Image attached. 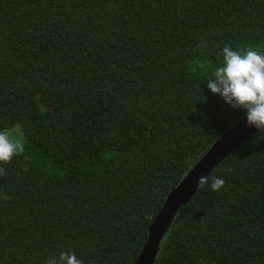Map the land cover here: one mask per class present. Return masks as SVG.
Wrapping results in <instances>:
<instances>
[{
  "label": "trees",
  "instance_id": "1",
  "mask_svg": "<svg viewBox=\"0 0 264 264\" xmlns=\"http://www.w3.org/2000/svg\"><path fill=\"white\" fill-rule=\"evenodd\" d=\"M226 45L264 52V0H0V130L25 147L0 164V264H133L170 190L246 115L207 88ZM208 177L153 264H264V131Z\"/></svg>",
  "mask_w": 264,
  "mask_h": 264
},
{
  "label": "clouds",
  "instance_id": "2",
  "mask_svg": "<svg viewBox=\"0 0 264 264\" xmlns=\"http://www.w3.org/2000/svg\"><path fill=\"white\" fill-rule=\"evenodd\" d=\"M198 47L203 50L207 42H202ZM221 55V63L207 79V88L212 94L221 96L232 108L246 110L248 126L264 131V52L251 46L244 50H233L226 45ZM24 151L21 138H16L10 130H0V164L10 163ZM4 175L6 169L0 167V176ZM224 184V179L213 176L210 188L219 191ZM206 185H209V177L201 176L198 189ZM8 198L7 194H0V199ZM46 264H83V261L74 252H61L58 257L49 256Z\"/></svg>",
  "mask_w": 264,
  "mask_h": 264
},
{
  "label": "water",
  "instance_id": "3",
  "mask_svg": "<svg viewBox=\"0 0 264 264\" xmlns=\"http://www.w3.org/2000/svg\"><path fill=\"white\" fill-rule=\"evenodd\" d=\"M257 131L259 129L256 127L248 126L245 115L215 139L166 196L149 224L147 240L133 264L154 263L163 237L175 220L178 211L198 190L199 178L208 176L225 157Z\"/></svg>",
  "mask_w": 264,
  "mask_h": 264
},
{
  "label": "rangeland",
  "instance_id": "4",
  "mask_svg": "<svg viewBox=\"0 0 264 264\" xmlns=\"http://www.w3.org/2000/svg\"><path fill=\"white\" fill-rule=\"evenodd\" d=\"M11 132L13 133V135L17 138L18 137V128H14L13 130H11Z\"/></svg>",
  "mask_w": 264,
  "mask_h": 264
}]
</instances>
